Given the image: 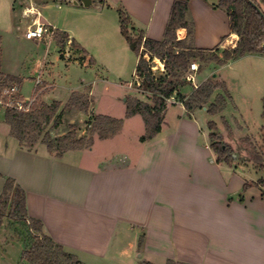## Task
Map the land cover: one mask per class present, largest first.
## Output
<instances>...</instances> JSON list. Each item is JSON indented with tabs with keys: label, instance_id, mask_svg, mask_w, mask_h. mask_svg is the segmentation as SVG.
Instances as JSON below:
<instances>
[{
	"label": "crops",
	"instance_id": "1",
	"mask_svg": "<svg viewBox=\"0 0 264 264\" xmlns=\"http://www.w3.org/2000/svg\"><path fill=\"white\" fill-rule=\"evenodd\" d=\"M8 1L14 11L15 0ZM103 1L102 5L97 1L91 6L100 10L122 8L130 17L135 35L160 41L174 0ZM58 2L55 7L63 10L83 7ZM216 2L188 1L187 17L194 25L193 46L197 49L217 48L221 52L236 45L238 37L229 32L226 13L212 7ZM28 9L33 15L28 17L26 29L33 23L46 25L52 32L42 39L47 46L55 42L51 36L54 31L68 35L62 51L57 45L60 58L66 56L64 50L73 40L77 44L70 47L73 61L84 67L96 63L77 42L70 26L52 21L35 2L21 6L22 18L27 19L24 12ZM184 37L185 31L181 30L178 38ZM0 48L2 78L20 79V74L4 63L1 44ZM247 56L264 60L260 55L240 58ZM197 74L180 93L189 95L211 76L224 81L216 72L196 84ZM44 85L41 100L46 104L59 101L46 99L53 86L47 82ZM85 86H89V92L84 91ZM82 88L72 90L69 96L72 92L84 93L92 100L91 86L85 83ZM136 91L138 99L140 93L150 97L142 89ZM66 101H59L61 107ZM173 106L180 112L166 118V111ZM204 108L187 112L173 94L171 100H166L160 131L151 140L140 141L145 128L125 135L124 121L116 134L104 139L94 135L90 148L70 150L60 158L49 155L41 143L31 149L21 147L10 135L2 115L0 193L5 178L14 179L25 193L28 216L41 221L43 232L82 264H159L158 259L163 264L168 259L187 264H264V187L243 190L246 181L260 179L247 176V169L254 167L250 162H235L232 166L215 162L209 129L204 132L199 121L198 112H206ZM91 112L97 115L93 106ZM142 124L144 127L143 120Z\"/></svg>",
	"mask_w": 264,
	"mask_h": 264
},
{
	"label": "trees",
	"instance_id": "2",
	"mask_svg": "<svg viewBox=\"0 0 264 264\" xmlns=\"http://www.w3.org/2000/svg\"><path fill=\"white\" fill-rule=\"evenodd\" d=\"M99 5L103 0H96ZM189 0H174L166 23L163 38L160 41L143 39L141 34H132L131 20L128 14L117 8L119 29L128 42H135L134 51L137 56L135 73L142 78L140 88L150 94L151 102H144L136 97H127L125 100V118L140 115L144 123V135L141 142L149 141L160 131L163 113L166 109V100L173 94L182 101L184 109L192 112L196 109L206 108L209 115L222 112L226 98L229 96L224 81L211 76L194 88L189 95L180 93L181 88L188 82L185 74L193 60L199 63L201 70L209 62L222 65L229 60L240 58L244 55H260L264 57V0H217L213 8L224 11L228 17L229 32L236 34L238 40L233 48L223 49L218 55L217 48L211 50L197 49L193 46L194 25L187 17ZM108 6V5H106ZM181 30L185 37L178 38ZM53 39L60 48H64L68 35L61 31H54ZM71 46L77 44L71 40ZM143 49L140 51V47ZM1 54V49H0ZM155 57L164 63L165 72L153 76L148 68L149 63L145 56ZM4 81L20 83V79L5 76ZM41 86L34 90V100L28 110L17 112L12 109L2 111L4 122L9 126L10 135L13 136L23 148L31 149L36 143L46 147L49 155L60 158L70 150L88 149L93 144V136L108 138L121 129L123 118H113L107 115H93L92 101L84 93L72 92L66 103L61 107L59 101L46 104L41 100ZM216 90L222 93L215 94ZM262 118H264V99ZM88 115L87 135L77 131L76 124L68 123L62 135L51 137L50 130L58 128L64 115ZM209 129V144L215 153L216 163H225L232 166L235 162H250L254 168L264 170L263 146L245 136L238 140L239 146L246 156L239 158L235 148L226 142L217 131L214 122L207 123ZM264 143V135L261 139ZM233 155H235L233 157ZM250 187H264V178L257 181H246L243 190ZM9 226L20 227L25 246L22 258L30 264H82L73 254L54 242L43 232L41 221L30 218L27 214L25 193L14 179L6 177L0 193V234L4 222ZM141 244H139L140 246ZM141 264H153L142 262ZM164 264H187L168 259Z\"/></svg>",
	"mask_w": 264,
	"mask_h": 264
},
{
	"label": "rangeland",
	"instance_id": "3",
	"mask_svg": "<svg viewBox=\"0 0 264 264\" xmlns=\"http://www.w3.org/2000/svg\"><path fill=\"white\" fill-rule=\"evenodd\" d=\"M33 2L40 4L41 12L46 10L52 21L63 22L70 26L77 42L90 52L96 63L88 67L75 63L73 54L70 55L71 46L68 50H64L66 56L60 58L56 42H51L47 46V42L42 39L39 40L40 43L26 39L25 31L30 22L28 17L33 14L25 16L27 19L22 18L21 6ZM8 3V0H0V44L4 63L21 76L20 83L7 82L15 83L19 87V95L23 99L32 97L36 88V79L40 80L38 86L44 85L45 82L52 84L53 88L47 95V100L53 98L63 103L72 90L83 91L82 84L87 83L91 86L94 113L123 118L125 135L131 136L144 131L140 116L130 121L125 120L124 117L126 98H137L136 94L139 93L133 84L136 52L130 48V42L120 33L117 9L105 7L100 10L93 5L89 8L76 7L74 10H63L61 7L60 9L55 7L61 3L58 0H26V3L15 0L13 11ZM47 3L48 6H45L44 4ZM66 43L68 42L66 41L64 46ZM218 53L220 55V52ZM193 62L199 65L197 60ZM199 72V74L196 72V84L203 77L217 72L222 76L229 95L221 113L209 115L203 111L198 112L204 132L208 127L207 122L212 121L223 139L235 148L239 158L246 156L238 144V140L245 136L253 138L257 144L262 145L264 153V143L261 141L264 135V118H262L264 60L247 56L222 65L209 62ZM129 84H132V87H129ZM88 89L89 86L84 87L85 92H89ZM218 93H222L221 90L216 94ZM138 97L144 102H151L149 96L140 93ZM176 112H180L179 107H169L166 118H171ZM2 115L0 113V118ZM86 116L64 115L58 128L52 129L49 125L46 130H50L51 137H57L65 132L70 122L76 124L78 133L87 135ZM3 132L4 130H1L0 140L3 139ZM116 141L119 143L118 140ZM102 149L101 146L99 150ZM247 170L249 178H264L262 169L250 166ZM22 236L20 227L9 226L6 221L3 223L0 234V264H30L22 258L25 246ZM157 262L160 264L163 260L158 259Z\"/></svg>",
	"mask_w": 264,
	"mask_h": 264
},
{
	"label": "built area",
	"instance_id": "4",
	"mask_svg": "<svg viewBox=\"0 0 264 264\" xmlns=\"http://www.w3.org/2000/svg\"><path fill=\"white\" fill-rule=\"evenodd\" d=\"M33 14V12L28 9L24 12V16ZM52 32L47 28L46 25L42 23H33L32 26L28 27L25 31V38L31 40H41L46 35L51 34ZM143 47H140V51ZM146 61L149 63V70L153 76H159L164 72V63L163 61L156 59L155 57L150 58L148 55L145 56ZM198 70V65L196 62H191L187 73L185 74V80L189 82L194 81V74ZM142 78L139 77L136 73L134 75L133 84L136 89H141ZM36 86L40 84L39 80H36ZM129 87H132V84H129ZM34 95L29 99H23L19 95V87L15 83H8L4 79H0V110L12 109L17 112H22L28 110L30 104L34 100ZM167 100H171V97Z\"/></svg>",
	"mask_w": 264,
	"mask_h": 264
},
{
	"label": "water",
	"instance_id": "5",
	"mask_svg": "<svg viewBox=\"0 0 264 264\" xmlns=\"http://www.w3.org/2000/svg\"><path fill=\"white\" fill-rule=\"evenodd\" d=\"M58 1H65V2H69L72 3L73 5H82L83 7L87 8L90 7L92 4L96 3V0H58ZM251 4L252 2L250 0H248ZM253 6H255L254 4H252ZM135 47V42L130 43V48L133 50ZM262 48L264 49V43L262 45ZM125 100V99H123ZM205 109V108H204ZM235 155H233L234 157Z\"/></svg>",
	"mask_w": 264,
	"mask_h": 264
}]
</instances>
